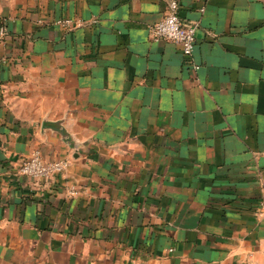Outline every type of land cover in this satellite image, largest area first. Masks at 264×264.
Here are the masks:
<instances>
[{
  "label": "crops",
  "instance_id": "0c3cea01",
  "mask_svg": "<svg viewBox=\"0 0 264 264\" xmlns=\"http://www.w3.org/2000/svg\"><path fill=\"white\" fill-rule=\"evenodd\" d=\"M165 12L0 0V264H264V0H181L197 68Z\"/></svg>",
  "mask_w": 264,
  "mask_h": 264
},
{
  "label": "built area",
  "instance_id": "2783aa9c",
  "mask_svg": "<svg viewBox=\"0 0 264 264\" xmlns=\"http://www.w3.org/2000/svg\"><path fill=\"white\" fill-rule=\"evenodd\" d=\"M166 12L162 18L149 25V34L155 40H167L180 45L183 54L197 68L199 64L195 60L196 33L199 22L186 23L180 15L181 0H165ZM204 9V7L202 8ZM81 19L68 16L57 17L55 23L66 28H73L82 24ZM6 27H0V35H4ZM5 56H0V63L5 61ZM69 158H61L46 161L39 149L34 150L29 156L22 159L19 172L35 179H47L57 172H62L70 164ZM76 192L75 188L71 189Z\"/></svg>",
  "mask_w": 264,
  "mask_h": 264
}]
</instances>
